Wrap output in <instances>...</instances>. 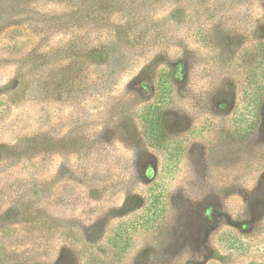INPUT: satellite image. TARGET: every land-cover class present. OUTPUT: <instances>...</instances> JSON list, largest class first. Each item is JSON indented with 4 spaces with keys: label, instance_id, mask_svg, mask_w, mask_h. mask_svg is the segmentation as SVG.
<instances>
[{
    "label": "rangeland",
    "instance_id": "obj_1",
    "mask_svg": "<svg viewBox=\"0 0 264 264\" xmlns=\"http://www.w3.org/2000/svg\"><path fill=\"white\" fill-rule=\"evenodd\" d=\"M0 264H264V0H0Z\"/></svg>",
    "mask_w": 264,
    "mask_h": 264
},
{
    "label": "trees",
    "instance_id": "obj_2",
    "mask_svg": "<svg viewBox=\"0 0 264 264\" xmlns=\"http://www.w3.org/2000/svg\"><path fill=\"white\" fill-rule=\"evenodd\" d=\"M144 125L148 127V130H151V128H152V127H151V123H148L147 121H144ZM151 139L155 141V140L158 139V137H157V135H155V133H152V135H151ZM154 199H155V198H154ZM154 199L152 198L150 204L153 203V200H154Z\"/></svg>",
    "mask_w": 264,
    "mask_h": 264
}]
</instances>
